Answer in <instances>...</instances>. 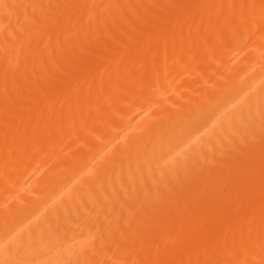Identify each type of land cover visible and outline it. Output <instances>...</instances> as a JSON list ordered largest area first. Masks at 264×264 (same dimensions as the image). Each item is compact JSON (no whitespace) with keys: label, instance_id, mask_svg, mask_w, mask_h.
<instances>
[{"label":"bare ground","instance_id":"obj_1","mask_svg":"<svg viewBox=\"0 0 264 264\" xmlns=\"http://www.w3.org/2000/svg\"><path fill=\"white\" fill-rule=\"evenodd\" d=\"M0 264H264V0H0Z\"/></svg>","mask_w":264,"mask_h":264}]
</instances>
